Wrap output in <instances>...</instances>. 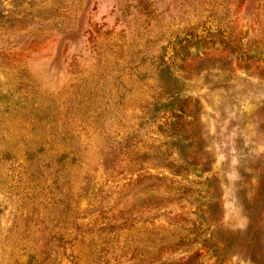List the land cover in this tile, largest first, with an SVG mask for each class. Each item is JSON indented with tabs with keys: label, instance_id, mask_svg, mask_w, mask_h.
Returning <instances> with one entry per match:
<instances>
[{
	"label": "rangeland",
	"instance_id": "1",
	"mask_svg": "<svg viewBox=\"0 0 264 264\" xmlns=\"http://www.w3.org/2000/svg\"><path fill=\"white\" fill-rule=\"evenodd\" d=\"M0 264H264V0H0Z\"/></svg>",
	"mask_w": 264,
	"mask_h": 264
},
{
	"label": "trees",
	"instance_id": "2",
	"mask_svg": "<svg viewBox=\"0 0 264 264\" xmlns=\"http://www.w3.org/2000/svg\"><path fill=\"white\" fill-rule=\"evenodd\" d=\"M162 106L165 107V105H162ZM159 109H160V108H159ZM156 110H157V109H156ZM178 112H180V110H178ZM177 117H178V121H181V119H182V115H181V116L178 115ZM175 123H176V122H175ZM175 123H174V124H175Z\"/></svg>",
	"mask_w": 264,
	"mask_h": 264
}]
</instances>
